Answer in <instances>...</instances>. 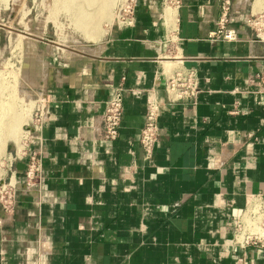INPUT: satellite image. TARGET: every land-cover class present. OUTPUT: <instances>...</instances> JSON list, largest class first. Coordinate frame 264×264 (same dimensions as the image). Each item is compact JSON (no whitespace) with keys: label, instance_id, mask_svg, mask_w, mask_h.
Instances as JSON below:
<instances>
[{"label":"crops","instance_id":"0c3cea01","mask_svg":"<svg viewBox=\"0 0 264 264\" xmlns=\"http://www.w3.org/2000/svg\"><path fill=\"white\" fill-rule=\"evenodd\" d=\"M180 1L136 0L132 25L53 68L42 125L12 154L20 186L14 211L0 206V264H264L262 250L234 243L249 199L264 195V40L250 24L264 0H232L233 41L220 32L224 0ZM180 68L199 93L170 102ZM119 84L122 126L107 141L102 117ZM153 99L159 132L146 160ZM32 152L42 181L29 189Z\"/></svg>","mask_w":264,"mask_h":264},{"label":"rangeland","instance_id":"374dc122","mask_svg":"<svg viewBox=\"0 0 264 264\" xmlns=\"http://www.w3.org/2000/svg\"><path fill=\"white\" fill-rule=\"evenodd\" d=\"M126 1L130 3L0 0V118L7 129L2 132L6 140L0 178H10L12 154L22 151L28 128L40 117L45 104L43 89L53 68L61 58H75L101 43L117 25L119 9ZM259 15L252 16V21ZM11 121L18 123L14 137L8 131Z\"/></svg>","mask_w":264,"mask_h":264},{"label":"built area","instance_id":"2783aa9c","mask_svg":"<svg viewBox=\"0 0 264 264\" xmlns=\"http://www.w3.org/2000/svg\"><path fill=\"white\" fill-rule=\"evenodd\" d=\"M136 0L123 5L119 9L117 26H130L134 23V4ZM167 5H180V0H164ZM223 17L221 19V30L226 40H236L238 33L236 29L226 27L229 23L232 12V0H224L222 3ZM250 24L255 29L259 38L264 40V15L260 14ZM166 90L170 102H179L196 98L199 93L195 74L187 68H180L174 72L166 83ZM126 88L119 84L114 88V92L105 103V112L102 117L103 131L102 137L107 141H115L120 135L122 120L124 116V95ZM161 104L153 99L148 102L145 124L141 131L140 143L143 147L145 159L150 160L154 155L155 146L158 140L159 117ZM44 120V107L41 110L34 130H38ZM32 127H29L23 150L29 136L32 134ZM17 155V154H16ZM42 181L41 157L37 152L29 155V165L26 171L24 186L29 189L39 187ZM19 182L10 176L8 180L0 178V206L6 212L14 211L19 190ZM234 243L242 249L256 247L264 252V195L252 196L248 204L236 222L234 232Z\"/></svg>","mask_w":264,"mask_h":264},{"label":"bare ground","instance_id":"6f19581e","mask_svg":"<svg viewBox=\"0 0 264 264\" xmlns=\"http://www.w3.org/2000/svg\"><path fill=\"white\" fill-rule=\"evenodd\" d=\"M260 1H262V0H256V3H259ZM84 22H86V21H84ZM83 22V23H84ZM69 45V44H68ZM67 45V46H68ZM66 50H67V48H65ZM87 50V49H86ZM67 52H68V50H67ZM85 52V51H84ZM88 52V51H87ZM76 53V52H75ZM79 54V53H78ZM77 55V54H76ZM80 55V54H79ZM75 56V55H74ZM17 120V119H16ZM17 121H15V123H16ZM4 123V122H3ZM11 123L13 124L14 122H12L11 121ZM11 123H10V125L8 126V128H9V132L12 134V136L13 135H15L16 136V133H18L17 132V129H18V123L17 124H13L12 126H11ZM3 125H6L5 123L4 124H2V121H1V118H0V158H1V156H2V154L4 153V149H5V138L3 137V135H2V132H3V130H5L4 128H5V126H3ZM5 131H7V129L5 130ZM5 133V132H4ZM3 133V134H4ZM8 133V132H7ZM8 136H9V134H7ZM5 136V135H4ZM10 137H11V135H10ZM14 137V136H13ZM17 138V137H16ZM5 139V140H4ZM15 139V138H14ZM1 164V163H0Z\"/></svg>","mask_w":264,"mask_h":264}]
</instances>
